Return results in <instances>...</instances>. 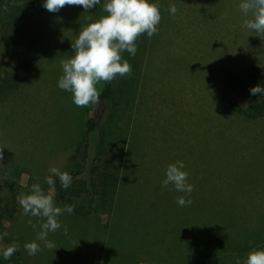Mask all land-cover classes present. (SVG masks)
Masks as SVG:
<instances>
[{
	"label": "rangeland",
	"instance_id": "obj_1",
	"mask_svg": "<svg viewBox=\"0 0 264 264\" xmlns=\"http://www.w3.org/2000/svg\"><path fill=\"white\" fill-rule=\"evenodd\" d=\"M155 2L158 31L137 38L134 56L121 54L132 71L119 76L128 103L111 126L113 148L123 152L116 207L63 213L61 228L47 236L57 248L38 242L40 250L30 256L24 244L35 240L43 220L23 214L17 198L37 177L49 191V168L62 171L83 136L91 103L77 107L57 81L61 61L74 55L71 41L106 15L104 0L88 12L79 5L36 11L30 70L0 103V184L15 196L7 233L21 244L0 264H200L189 259L214 246L247 249L264 241V117L249 120L230 110L222 92L231 66L264 65V38L244 28L240 0ZM177 160L193 185L186 206L177 204L184 193L161 186ZM55 203L64 206L56 196ZM85 203L76 204L87 210Z\"/></svg>",
	"mask_w": 264,
	"mask_h": 264
},
{
	"label": "trees",
	"instance_id": "obj_2",
	"mask_svg": "<svg viewBox=\"0 0 264 264\" xmlns=\"http://www.w3.org/2000/svg\"><path fill=\"white\" fill-rule=\"evenodd\" d=\"M40 7L42 0H0V103L20 86L30 70V53L35 45L31 36V22ZM118 79L119 76L111 82H100L99 99L91 103L83 136L69 154L62 170L73 177L71 186L64 189L58 178L53 177L56 198L64 205H74L75 215H88L93 205H97L102 213L112 208L113 203L116 207L113 199L116 198L114 195L123 152L122 146L113 148L115 139L111 126L114 119H120L128 103V99L125 97L124 100L119 93ZM257 84L264 87V65L231 66L222 81V92L230 110L249 120L264 117V95L249 93L250 87ZM120 101L123 102L122 106L119 105ZM10 190L8 185L0 184V239L5 241V246L15 242L7 233L15 210V196H8ZM7 196L10 202L5 200ZM82 201L86 202L87 210H81L76 204ZM231 245L238 244L214 246L192 256L189 262L235 264L236 258L243 260L250 250L264 248V241L247 246V249H235ZM18 251L14 253L18 254Z\"/></svg>",
	"mask_w": 264,
	"mask_h": 264
},
{
	"label": "clouds",
	"instance_id": "obj_3",
	"mask_svg": "<svg viewBox=\"0 0 264 264\" xmlns=\"http://www.w3.org/2000/svg\"><path fill=\"white\" fill-rule=\"evenodd\" d=\"M100 4L101 0H42V6L49 12H57L65 5H79L84 12H88ZM102 8L106 15L100 16L79 31L76 39L71 41L74 55L61 61L63 74L58 79L57 86L72 94V102L77 107L97 102L100 93L96 85L99 82H111L117 76L123 77L131 73V65L121 54L127 51L134 56L137 51V38L141 34L152 37L158 31L157 25L161 19L159 5L155 0H104ZM239 9L246 17L243 21L244 28L264 38V0H240ZM168 11L175 15L177 9L172 5ZM249 93L264 95V87L257 84L250 87ZM49 173L44 178V183L50 187L49 191L41 187L37 177L36 182L31 185V191L28 194L21 193L17 198L23 214L43 220L35 240L24 244V249L30 256L40 250L41 245L38 242L52 250L57 248L47 236L61 228L59 217L63 213L71 214L74 211V205L65 204L62 208L55 203L53 189V177L58 178L64 189L71 186L73 177L69 172L61 171L55 166L49 168ZM169 184L177 192L185 194L177 198L179 206L192 203L190 194L193 185L188 182V173L182 160L167 166L161 186L167 187ZM185 196L188 198L185 199ZM31 226L36 227L35 224ZM63 231L67 234V225L63 226ZM18 249V243L8 244L0 248V258L7 260ZM235 264H264V248L250 250L243 260L236 258Z\"/></svg>",
	"mask_w": 264,
	"mask_h": 264
}]
</instances>
